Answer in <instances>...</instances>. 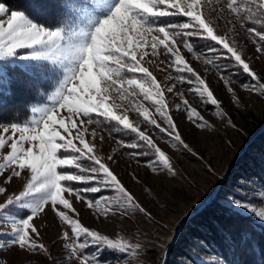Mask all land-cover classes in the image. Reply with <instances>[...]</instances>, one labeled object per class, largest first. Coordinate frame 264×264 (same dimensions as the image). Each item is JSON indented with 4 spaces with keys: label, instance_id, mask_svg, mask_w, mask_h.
<instances>
[{
    "label": "snow or ice",
    "instance_id": "obj_1",
    "mask_svg": "<svg viewBox=\"0 0 264 264\" xmlns=\"http://www.w3.org/2000/svg\"><path fill=\"white\" fill-rule=\"evenodd\" d=\"M241 32L264 55V0H57L52 23L0 2V94L25 88L34 101L26 106L27 119L0 122V253L22 251L42 256L47 264H113L102 259L110 253L129 264L159 247L164 249L160 264H167V252L190 212L169 236L157 234L163 242L154 245L139 238L138 228L109 235L86 226L75 205L83 204L105 221L138 217L158 223L112 167L118 164L114 154L123 150L137 164L143 160L153 174L175 178L171 157L153 138L165 136L173 148L202 160L179 131L173 107L195 128L216 129L188 95L214 108L222 127L240 131L186 53L205 71L215 70L232 103L241 102L234 84L264 97V75L245 57L238 42ZM199 41L205 49L198 50ZM9 67L16 70L13 76ZM152 68L167 73L164 81ZM183 85L188 87L177 90ZM40 87L44 91L37 93ZM168 94L179 102L173 105ZM101 132L115 141L113 154L102 153ZM203 167L215 175L211 165ZM225 202L228 209H240L264 224V185L253 189L251 197H225ZM47 209L61 226L58 240L51 242H62L57 254L42 242L35 224ZM224 241L229 249L237 243L252 246L246 230L224 233ZM196 246L204 250L203 240ZM0 264L8 261L0 258ZM199 264L230 262L221 252Z\"/></svg>",
    "mask_w": 264,
    "mask_h": 264
},
{
    "label": "rangeland",
    "instance_id": "obj_2",
    "mask_svg": "<svg viewBox=\"0 0 264 264\" xmlns=\"http://www.w3.org/2000/svg\"><path fill=\"white\" fill-rule=\"evenodd\" d=\"M238 42L243 48L245 57L251 61L254 69L264 75V55L256 53L255 45L243 32L238 37ZM206 46L205 42H198V50H203ZM186 56L192 67L207 80L213 92L223 101L225 109L232 116L240 131L222 127L221 122L214 115V108L208 105H200L195 97L188 95L190 103L198 107L205 119L213 124L216 129L212 131L211 129L201 130L195 128L182 112L175 111L173 107L172 115L179 131L193 150L203 157L202 160L187 151L173 148L167 142L165 136H154L153 138L171 157L177 170L175 178H171L165 173L153 174L150 169L144 166L143 160L137 164L136 161L126 156L123 150H117L114 154L118 164H113L112 167L143 206L153 213L158 223L148 222L146 218L138 217H132L130 220L109 217L105 221L103 217L97 219L92 211L88 210L83 204L76 203L75 206L81 214V220L86 226L97 228L109 235L115 231H123L127 235L138 228L140 229L139 238L141 240H152L154 245H159L163 241L156 239L157 234L160 237L169 236L174 224L186 212L191 213L202 205L219 184L230 164L225 179L214 196L221 206L227 208L225 197L235 196L237 199H244L245 194L251 197L253 189L264 185V180H260L254 173L256 167L246 165V169L238 164L234 169L236 161H239L248 152H250L251 158L257 157L260 164L264 166V153L262 150L264 148V97L242 91L239 84H234L233 87L241 98V102L239 105L232 103L230 95L227 93L223 82L219 80L215 70L205 71V65L193 60L190 54L186 53ZM159 60H165V57L161 56ZM223 63H227V61H223ZM164 66V64H161V67ZM151 70L154 71L158 80L164 81V77L167 75L166 72H161L155 68ZM239 79L247 82L246 77H239ZM187 87L188 85L178 86L177 90H184ZM168 99L173 105L179 102V98L171 94H168ZM101 134L105 136L104 144L99 146L102 153L105 156L113 154L112 150L116 148L115 141L108 138L107 132H101ZM260 136L262 137L257 140ZM253 144L254 146L251 148L250 145ZM204 164L211 165L215 175L208 172L203 167ZM132 174H135L140 183L133 179ZM15 187H19V182H16ZM11 190L10 187L9 191ZM91 195L93 194H89V196ZM233 211L250 217L254 224L264 226L256 218L249 216L247 212L240 209ZM35 224L41 233L42 242L50 247L53 254H57L62 242L58 241L55 246H52L51 242L58 240V234L61 231L58 218L55 217L51 209H47L46 213L35 218ZM164 224H167V229L162 227ZM199 240L203 239L190 229L182 230L174 243L176 250L173 253L169 251L167 264H199L200 260L208 261L216 257L219 251L213 250L204 240V250H201L196 246ZM133 242H136L135 239H133ZM154 245L145 244L144 247L150 248ZM62 255L63 253H59V256ZM163 257L164 249L156 247V251L149 252L147 256H142L139 260H130L129 264H139V261H144L145 264H160ZM0 258L7 260L8 264H47L42 256L17 250L0 253ZM102 259H110L113 264H116L117 259H121V264H123L122 258L110 253H105Z\"/></svg>",
    "mask_w": 264,
    "mask_h": 264
},
{
    "label": "trees",
    "instance_id": "obj_3",
    "mask_svg": "<svg viewBox=\"0 0 264 264\" xmlns=\"http://www.w3.org/2000/svg\"><path fill=\"white\" fill-rule=\"evenodd\" d=\"M0 2L6 3L13 10L38 14L42 20H47L49 23L53 22L57 5V0H0ZM15 71L9 67L8 75L13 76ZM36 91L39 93L44 91V88L40 87ZM32 95L25 88H17L14 95H8L6 92L0 94V122L7 123L27 119L30 116V111L26 110V106L34 102ZM250 146L252 148L254 144ZM262 150L264 153V148ZM243 156L239 161H236L234 169L238 164L246 169V165L254 166V168L256 167L254 172L256 176L260 180H264V166L260 164L257 157L251 158L250 152ZM187 229L202 238L213 250L225 253L228 261L232 264H264V226L254 224L250 217L221 206L215 197L185 222L183 230ZM244 230L251 233L252 246L237 243L234 248H227L224 233L236 235ZM175 250L173 245L170 252L173 253Z\"/></svg>",
    "mask_w": 264,
    "mask_h": 264
},
{
    "label": "water",
    "instance_id": "obj_4",
    "mask_svg": "<svg viewBox=\"0 0 264 264\" xmlns=\"http://www.w3.org/2000/svg\"><path fill=\"white\" fill-rule=\"evenodd\" d=\"M230 166H231V164H230ZM230 166H228V168H227V170L225 171V173L223 174V176H222V178H221L219 184H218V185L216 186V188L212 191V193L209 195V197L204 201V203H203L202 205H200L196 210H194L193 212H191V213L189 214L188 217H186V221H187L190 217H192L194 214H196L197 212H199L200 210H202V209L208 204V202H209V201L215 196V194H216L217 191L219 190L220 185L222 184V181L225 179V175H226V173H227V171H228V169H229ZM186 221H185V222H186ZM177 237H178V234H177V236H176V239H177ZM176 239H175V241H176ZM170 249H171V248H170ZM169 251H170V250H169ZM169 251L167 252L166 259H167V257H168Z\"/></svg>",
    "mask_w": 264,
    "mask_h": 264
},
{
    "label": "bare ground",
    "instance_id": "obj_5",
    "mask_svg": "<svg viewBox=\"0 0 264 264\" xmlns=\"http://www.w3.org/2000/svg\"><path fill=\"white\" fill-rule=\"evenodd\" d=\"M210 201H211V200H210ZM210 201H209V202H210ZM209 202H208V203H209Z\"/></svg>",
    "mask_w": 264,
    "mask_h": 264
}]
</instances>
